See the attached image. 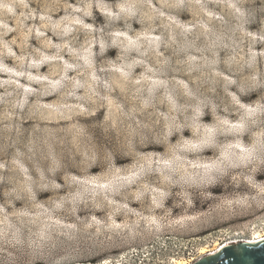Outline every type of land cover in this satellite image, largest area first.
<instances>
[{
    "label": "rangeland",
    "instance_id": "1",
    "mask_svg": "<svg viewBox=\"0 0 264 264\" xmlns=\"http://www.w3.org/2000/svg\"><path fill=\"white\" fill-rule=\"evenodd\" d=\"M89 126L105 164L60 143ZM0 165V264H194L263 234L264 0H0Z\"/></svg>",
    "mask_w": 264,
    "mask_h": 264
},
{
    "label": "clouds",
    "instance_id": "2",
    "mask_svg": "<svg viewBox=\"0 0 264 264\" xmlns=\"http://www.w3.org/2000/svg\"><path fill=\"white\" fill-rule=\"evenodd\" d=\"M96 98H98L97 94H93L92 97H89L87 95L76 97L75 104L73 108L71 109V115H62L61 118L71 120L72 117L75 115L93 114L94 112L93 105L96 103ZM135 99L136 97L133 96V100ZM81 109H83V113H81ZM138 110L143 111V109H138ZM121 116L128 117V116H131V113L122 111ZM144 127H147V126L145 125ZM102 135L104 134L99 132L97 128L93 126H89L88 130L78 139L76 138H73L71 140L62 139L60 143L62 146H64L66 156L68 159L75 161L77 156L80 157V160L78 162L80 165H87L90 162L105 164L110 161L114 153L111 152L108 147H105L103 145H100L99 147H97L95 141L99 140L100 136ZM130 144H131V140L125 137V144L123 146H127ZM0 167H2V165H0ZM69 175L70 174L66 172V180ZM109 183H111V181H109ZM66 186L71 187V185L67 183H66ZM55 187L60 188V185H55ZM104 192H109V194H116V195L119 194L118 192L111 193L109 189L107 188L104 189ZM84 193H87L86 199H91V200H95L97 196H100L102 194L101 191L98 190V188L96 187L82 188L81 194H84ZM72 195L73 194L70 192L69 196L65 198L66 203H69V204L72 203V199H71ZM247 201L249 204L259 203L262 206H264V191L257 190L255 193L250 194V196L247 198Z\"/></svg>",
    "mask_w": 264,
    "mask_h": 264
},
{
    "label": "water",
    "instance_id": "3",
    "mask_svg": "<svg viewBox=\"0 0 264 264\" xmlns=\"http://www.w3.org/2000/svg\"><path fill=\"white\" fill-rule=\"evenodd\" d=\"M194 264H264V240L256 244L239 243L223 247Z\"/></svg>",
    "mask_w": 264,
    "mask_h": 264
},
{
    "label": "built area",
    "instance_id": "4",
    "mask_svg": "<svg viewBox=\"0 0 264 264\" xmlns=\"http://www.w3.org/2000/svg\"><path fill=\"white\" fill-rule=\"evenodd\" d=\"M263 235H264V233H263ZM264 240V239H263ZM240 242H242V241H245V240H239ZM236 241H231V242H227V243H223V244H220L219 245V248L215 251V250H213V251H210V252H208L205 256H207V255H214V254H216L220 249H222L223 247H225L226 246V244H230V243H235ZM205 256H203V257H205ZM203 257H201V258H203ZM200 258V259H201ZM125 258L122 256V255H118L116 258H114V259H109V260H103V261H101V262H97V263H92V262H89V263H77V264H125ZM199 260V259H198ZM197 260V261H198ZM186 264H192V262L191 261H189V262H186Z\"/></svg>",
    "mask_w": 264,
    "mask_h": 264
},
{
    "label": "bare ground",
    "instance_id": "5",
    "mask_svg": "<svg viewBox=\"0 0 264 264\" xmlns=\"http://www.w3.org/2000/svg\"><path fill=\"white\" fill-rule=\"evenodd\" d=\"M263 239H264V235L258 233V234H256V236L254 235V237H253L252 239H248V240H245V241H242V242H240V241H236L235 243L226 244V246L233 245V244H239V243H242V244H244V243H247V244H256V243L262 241ZM226 246H225V247H226ZM216 250H217V249H216ZM216 250H215V251H216ZM207 253H208L207 251H202L201 254L205 255V254H207ZM211 255H212V254H211ZM207 256H209V255H207ZM205 257H206V256H205ZM178 264H181V263L179 262Z\"/></svg>",
    "mask_w": 264,
    "mask_h": 264
}]
</instances>
